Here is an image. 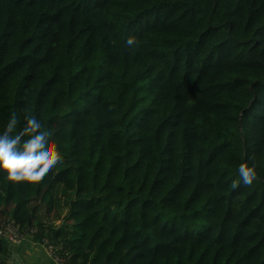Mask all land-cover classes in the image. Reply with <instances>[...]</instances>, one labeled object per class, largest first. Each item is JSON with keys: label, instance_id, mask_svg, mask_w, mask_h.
Segmentation results:
<instances>
[{"label": "trees", "instance_id": "obj_1", "mask_svg": "<svg viewBox=\"0 0 264 264\" xmlns=\"http://www.w3.org/2000/svg\"><path fill=\"white\" fill-rule=\"evenodd\" d=\"M13 112L63 161L0 172V221L67 264H264V0H0Z\"/></svg>", "mask_w": 264, "mask_h": 264}, {"label": "clouds", "instance_id": "obj_2", "mask_svg": "<svg viewBox=\"0 0 264 264\" xmlns=\"http://www.w3.org/2000/svg\"><path fill=\"white\" fill-rule=\"evenodd\" d=\"M132 43L129 37L127 44ZM62 161L52 129L38 114L18 117L13 112L9 116L0 131V172L10 180L36 182ZM236 171L243 184H251L256 176L255 165L241 163Z\"/></svg>", "mask_w": 264, "mask_h": 264}, {"label": "crops", "instance_id": "obj_3", "mask_svg": "<svg viewBox=\"0 0 264 264\" xmlns=\"http://www.w3.org/2000/svg\"><path fill=\"white\" fill-rule=\"evenodd\" d=\"M36 240L26 234L21 240L9 243L0 264H57Z\"/></svg>", "mask_w": 264, "mask_h": 264}, {"label": "built area", "instance_id": "obj_4", "mask_svg": "<svg viewBox=\"0 0 264 264\" xmlns=\"http://www.w3.org/2000/svg\"><path fill=\"white\" fill-rule=\"evenodd\" d=\"M38 232L36 226L28 227L26 230H21L11 218H6L0 221V239H5L8 243H14L21 240L24 235L29 234L34 237ZM44 250L49 254L57 264H67L63 257H60L55 250L53 244L44 236L36 240Z\"/></svg>", "mask_w": 264, "mask_h": 264}, {"label": "rangeland", "instance_id": "obj_5", "mask_svg": "<svg viewBox=\"0 0 264 264\" xmlns=\"http://www.w3.org/2000/svg\"><path fill=\"white\" fill-rule=\"evenodd\" d=\"M67 219H70V218H67ZM60 221H61V219H60L59 221H58V220H57V221H55V223H60ZM55 250H56V249H55Z\"/></svg>", "mask_w": 264, "mask_h": 264}]
</instances>
